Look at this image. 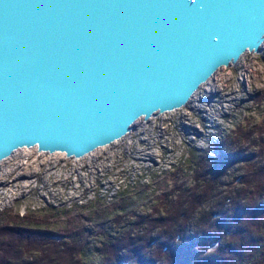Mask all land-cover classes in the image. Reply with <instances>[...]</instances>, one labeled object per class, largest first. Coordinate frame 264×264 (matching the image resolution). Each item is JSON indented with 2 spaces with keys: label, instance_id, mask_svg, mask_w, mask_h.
Instances as JSON below:
<instances>
[{
  "label": "water",
  "instance_id": "1",
  "mask_svg": "<svg viewBox=\"0 0 264 264\" xmlns=\"http://www.w3.org/2000/svg\"><path fill=\"white\" fill-rule=\"evenodd\" d=\"M263 45L264 0H0V165L114 145Z\"/></svg>",
  "mask_w": 264,
  "mask_h": 264
},
{
  "label": "rangeland",
  "instance_id": "2",
  "mask_svg": "<svg viewBox=\"0 0 264 264\" xmlns=\"http://www.w3.org/2000/svg\"><path fill=\"white\" fill-rule=\"evenodd\" d=\"M261 133L264 45L261 53H246L237 65L221 68L183 109L145 124L140 120L130 137L93 155L75 160L63 154L39 153L36 149L17 152L0 165V192L8 191L7 195L0 193V213L17 209L21 215L27 211L43 215L44 209L56 207L59 214L50 221V228L68 234L94 226L85 217V207L98 198L107 205H120L125 196L136 202L132 211L123 214L126 219H136L138 214L157 217L166 210L165 200L175 202L181 193H190L204 182L197 176L198 166L194 167L190 160L192 153L206 157L214 166L219 165L220 156L239 150L243 157L222 176L215 190L218 200L230 194L232 183L246 187L243 175L255 162L264 161L258 156ZM99 161L101 165L96 163ZM84 165L92 183L75 191L78 197L72 195L67 200L65 166L70 172L71 168ZM81 179L77 178V182Z\"/></svg>",
  "mask_w": 264,
  "mask_h": 264
},
{
  "label": "trees",
  "instance_id": "3",
  "mask_svg": "<svg viewBox=\"0 0 264 264\" xmlns=\"http://www.w3.org/2000/svg\"><path fill=\"white\" fill-rule=\"evenodd\" d=\"M258 145L264 159V133ZM240 153L220 156L214 166L192 153L204 182L175 202L165 200L170 206L153 218L126 219L123 214L136 203L129 197L120 205L98 198L85 207L94 226L63 234L49 225L59 214L56 207L43 215L7 209L0 213V264H264V161L243 175L246 187L232 183L230 194L216 200L220 179ZM216 242L218 248L210 250Z\"/></svg>",
  "mask_w": 264,
  "mask_h": 264
},
{
  "label": "built area",
  "instance_id": "4",
  "mask_svg": "<svg viewBox=\"0 0 264 264\" xmlns=\"http://www.w3.org/2000/svg\"><path fill=\"white\" fill-rule=\"evenodd\" d=\"M150 122V121H149ZM145 123H148V122H144ZM133 132V131H132ZM132 134V133H131ZM128 135V137L131 136ZM94 154V153H93ZM92 154V155H93ZM90 156V155H89ZM75 160H81V159H75ZM97 164H100L101 165V161L99 162H96ZM89 165H91V163H89ZM91 168V166H89ZM70 168V167H69ZM86 165L84 166H75V168H71L70 172H68V169L67 167L65 166V184H66V187L68 188V192H66L65 194V198L68 200L69 197H71L72 195H75V197H78L76 194H74L75 191L79 190V189H83V188H87V187H90V184L92 183V181L90 180L91 176L89 175V169ZM71 174V175H69ZM73 175V178L70 176ZM81 177L82 181H84V185L82 186L81 183L82 181H79L77 182V178ZM1 178V177H0ZM70 178V179H69ZM67 180V181H66ZM69 180V181H68ZM8 191H1L0 193H3L4 195H7ZM68 196V197H67ZM25 213V212H24ZM23 213V214H24Z\"/></svg>",
  "mask_w": 264,
  "mask_h": 264
},
{
  "label": "bare ground",
  "instance_id": "5",
  "mask_svg": "<svg viewBox=\"0 0 264 264\" xmlns=\"http://www.w3.org/2000/svg\"><path fill=\"white\" fill-rule=\"evenodd\" d=\"M246 53H254V52H249V51H247V52H245V53L242 55V57H243ZM242 57H241V58H242ZM241 58H240V59H241ZM240 59H239L235 64L230 65V66H235V65H237L238 62L240 61ZM230 66H229V67H230ZM172 113H173V112H172ZM166 114H167V113H166ZM129 135H130V134H129ZM125 138H126V137H125ZM122 140H123V139H122ZM25 150H26V149H25ZM21 151H23V150H21ZM12 157H13V156H12ZM12 157H11V158H12ZM4 162H5V161H4Z\"/></svg>",
  "mask_w": 264,
  "mask_h": 264
}]
</instances>
